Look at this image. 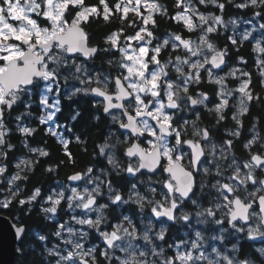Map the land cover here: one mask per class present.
<instances>
[{
  "label": "snow or ice",
  "instance_id": "obj_1",
  "mask_svg": "<svg viewBox=\"0 0 264 264\" xmlns=\"http://www.w3.org/2000/svg\"><path fill=\"white\" fill-rule=\"evenodd\" d=\"M196 3L211 4L221 11L225 9V4L218 3V0H196ZM228 3H232V0H228ZM99 5L103 6L102 9L87 4L86 0H0V147L6 146L8 149L12 147L5 140L7 135L5 119L11 117L14 107L23 106L28 110L16 116V120H20L21 116H31L33 101L30 97L34 90L42 88L39 105L44 114L36 117L41 125L53 122L56 114L61 111L62 91L65 93V99L69 101L78 95L103 98L96 100V105H102L103 112L110 115L114 122L119 121L120 128L128 130L131 137L147 144L144 148L140 143H132L127 148L125 154L128 157L138 155L139 162L136 166L130 163L126 171L135 175L140 169L147 167L151 171L153 166L159 165L163 172L169 174V179L162 182L163 187L167 189L163 193L164 200L154 202L151 213L158 220L166 217L168 221L180 220L190 224L191 213L182 212L179 216L176 213L187 202L197 208L201 206V199L195 198L196 189L199 187L203 194L205 187L203 179L200 178L201 167L206 162L201 159L205 156V149L200 141H210L211 130L207 127L199 129L193 122V130L190 134L198 139L184 138L189 134L186 127L188 121L183 120L182 131L181 126H178L181 125L182 118H177L176 113L182 110V104L205 105L209 100L205 93H199L198 98H193L188 94L189 86L200 84L202 73H206L209 83L219 86L215 92L218 103L214 108L209 109V112L216 114L217 123L225 119L233 93H239V113L232 118L241 128L243 125L239 116L249 111L248 102L259 101L261 97L254 95L250 89L252 80L248 72L235 68L226 76H216L214 73V69H221L222 65L226 66L225 57L228 56L229 51L227 47L223 50L218 49L210 37V34L218 32L217 25L224 24L221 16L205 15L193 5L192 0H175V7L180 10L171 16L168 15L167 8L158 0H117L112 7L107 0H99ZM236 7L259 8V11H254V16L264 20V0H248L246 3L237 4ZM130 13L139 17L140 22L137 23L131 18ZM157 14L182 24L187 33L199 32L197 39L194 41L181 34H170L162 43L157 41L153 44V30H150L149 26L151 25V29L156 28ZM101 15L106 22L114 16L120 19L122 24L127 22L126 27L133 29L134 34L125 35V28L122 27L105 38L103 43L107 47H90L88 35L82 25L89 23L90 17L99 18ZM232 23L235 24V21ZM258 28L260 35L264 37V23H260ZM255 31L256 28H253L239 37L228 36L226 40L238 50L244 42L255 39L253 35ZM133 41L136 42L135 46L132 44ZM169 48L173 55L183 49V57L174 55L173 59L170 55L169 59L162 63L161 54ZM254 50L260 54L258 65L264 68V43L257 41ZM77 53L78 56L75 55ZM100 53L119 54L117 60H107L111 70L106 73L97 72L93 76L84 68L83 61L77 63L81 57L85 60L92 59ZM240 63H246L242 57ZM169 65H173L177 74L175 79L169 74ZM81 73L82 75H78ZM237 73L246 79L240 80L237 88L229 89V78L239 79ZM260 76L264 81V71H261ZM69 78L82 87L73 84L71 90L67 87L62 88L61 81L67 85ZM54 91L55 96L52 97V103H49ZM112 110H118L119 115L114 114ZM79 115L80 112L74 110L70 120L75 121ZM123 118H126V122ZM19 130L29 136L36 131L30 127H22ZM65 130L72 131L66 125ZM47 132L58 138L64 147L65 155L71 160L72 154L67 151L69 141L51 127ZM230 135L234 138L239 137L240 131H234ZM75 140L77 143L83 142L79 135ZM256 142L257 139L254 137L244 147L251 150ZM185 145L190 148V152L184 151ZM232 146L233 139L223 142L220 148L221 159H229L226 153ZM108 147L109 145L105 143L100 147V153L104 154ZM260 147L264 148V144ZM30 150L38 152L40 156L49 155L44 150ZM215 152L216 145L212 144L211 154L215 156ZM3 155L6 153L0 151V156ZM185 155L189 156L190 170H186L179 163ZM162 159L167 161L166 165L161 164ZM109 162L113 163L111 157ZM22 163L31 162L22 161ZM16 167L19 168L20 165ZM225 167L231 169L232 174L226 175V172L220 171L217 165L215 173L217 179L211 185V188L215 189V203L211 207L204 208L203 211L196 212L195 215L205 217L204 220L199 221L200 223L221 226L222 232L228 231L223 228L225 223L236 232H243L244 225L255 219L257 226L249 227L247 236L264 237L262 230L264 229V179L257 175V170L264 172V156L250 152L249 159L239 163L233 155ZM47 171L51 172L52 169L49 168ZM209 171L208 167H203V174L206 175ZM5 172L6 167L0 166V175ZM92 172L93 168L88 167L84 174L77 172L69 176L68 180L81 181L85 175ZM24 179L27 177H21L17 173L8 183L12 185L15 181ZM221 180L224 182L222 183ZM88 182H92L90 177ZM18 187L17 185L16 188H9L13 199L18 195ZM152 191L154 193L155 189ZM70 193L66 196L65 191H59L47 196L46 202L51 206L44 207L42 212L55 216L64 201L67 202L68 209L73 212L80 209V215H73L71 220L77 225H86L88 229L94 230L102 241L103 248L95 243L88 246L86 238L89 237V232L78 231L67 222L60 223L52 235L60 238L63 246L61 247L58 241L53 248L48 249L49 256L55 258V264H201V262L250 264L247 260L236 261L230 255L222 254L216 247H212L211 253H208L204 247V236L201 231H194V238L180 239L179 242L169 244L168 251L171 255H168L163 244L155 242L157 240L167 242L166 229L161 228L153 238L150 228H145L141 235L137 225L128 215H123L122 219L116 217L114 224L107 221L104 209L108 208L109 204L96 206L97 198L102 195L99 185L91 190L84 187L83 191L72 187ZM108 193L112 205L119 206L120 203L128 202L113 191L110 182ZM40 195V189L37 188L27 200L20 199L18 203L20 206L32 204ZM143 201L144 197L137 194L136 203L141 209L144 207ZM11 204L12 199L6 198L0 202V208L6 209ZM93 211L98 213L95 219L88 215ZM221 212L222 216H220ZM237 222L241 223L240 227H237ZM13 227L16 238L23 243L22 236L25 229L15 225ZM65 232L67 238H64ZM39 239L47 238L39 236ZM211 239L223 241L224 236H213ZM233 250H236L235 245ZM17 251L22 253L23 248H18ZM259 251L264 256V249Z\"/></svg>",
  "mask_w": 264,
  "mask_h": 264
},
{
  "label": "flooded vegetation",
  "instance_id": "obj_2",
  "mask_svg": "<svg viewBox=\"0 0 264 264\" xmlns=\"http://www.w3.org/2000/svg\"><path fill=\"white\" fill-rule=\"evenodd\" d=\"M195 3V6L203 12L205 15H218L221 16L224 24L223 25H217L218 32L210 34V37L212 39V42L216 45V47L220 50H223L225 47L229 49L228 56L225 57L226 59V66L222 65L221 69H214V73L216 76H226L228 72L232 69L238 68L242 72H248L251 76L252 84L250 85V89L253 91L254 95H258L261 97L259 101H252L248 102L249 111L243 115L239 116L240 121L242 122L243 127H239L237 125L236 121L233 120V115H236L239 113V100H240V94L239 93H233V96L229 100V108L226 110L225 113V119L223 121H219L217 123V116L214 112H209V109H212L215 107V104L218 103V97L215 95V92L218 90L219 86L215 85L213 83L208 82V78L206 73H202V79L200 84H192L189 86V95H192L193 98H198L199 93H205L209 97V100L205 102V105H196L192 106L190 103L187 104V106H184L182 104V110L176 113L177 118L181 119V126L182 131L184 130L183 127V120H187V132L188 135H185V139H198L196 137L191 136V132L193 130V122L197 125L199 129L203 128H209L210 131V141L204 142L200 141L202 146L205 149V156L202 157V160H205L206 162L201 167V177L204 181L205 187L203 190V194L201 193V190L199 187L196 189V197L197 199H201V206L197 208L196 206L192 205L190 202H187L184 207L181 210L177 211V215L179 216L182 212H185V210L190 211L191 214H195L198 211L204 210V204L206 200L209 198L211 200L215 199V189L211 188V185L216 182L217 177L215 176V173L217 171V162L220 158V148L223 145V142L228 139H233V146L232 148L227 150L228 155V162L231 160V157L234 155L239 163H243L249 159L250 152L251 154L259 153L262 156H264V148H261L260 145L264 144V134L261 128V120L260 117L264 114V81H262L260 73L261 71H264V68H261L257 60L260 58V54L254 50L255 43L257 41H261L264 43V37H262L258 33H254L255 36L254 40L246 41L244 42L239 49L237 50L236 46H233L226 40V37L228 36H241L245 31H241L245 29V25L247 24L246 21L243 24H239V21L237 20H248L250 16L254 14V11H258L257 9H253L251 7L249 8H237L236 5L243 3V0H232V3H228V0H218V3H224L225 9L223 11L219 10L214 5H199L196 3V0H193ZM109 6L112 7L115 3H117V0L108 1ZM159 3L163 4L161 0H158ZM164 5V4H163ZM99 8L102 9V5H96ZM167 8L168 15H174L177 11L180 9L171 8L167 5H164ZM260 10V9H259ZM131 18L135 19L137 23H139V17H135L132 13L129 14ZM158 17L165 18L167 21V16H160L157 14V20ZM95 17H90V21L93 20ZM100 18L103 20L102 15ZM118 21V29L125 27L127 22L121 23L120 19L117 17H110L111 21L114 19ZM96 19V18H95ZM260 20V19H259ZM174 21V20H173ZM235 21V24L232 22ZM264 22V20H260L259 24ZM88 24V23H87ZM82 25V27L85 29V25ZM174 24L178 25L177 28L180 26L179 29H172L167 28L165 32L161 34V36L156 35V31L154 29H151V25L149 26L150 30H153V44H155L157 41L161 42L168 38L170 34H181L185 36L186 38H191L192 40H196L197 36L199 35V32L196 33H187L184 29L182 24H178L176 21H174ZM239 26V27H237ZM118 29L114 30L117 31ZM113 31V32H114ZM87 32V31H86ZM88 34V33H87ZM134 31H131L130 28L125 29V35H133ZM88 38H90L88 34ZM123 40V37L121 38ZM104 42V41H103ZM133 41L132 43H134ZM136 43V42H135ZM89 46H102L107 47L103 43V45H91L89 40ZM181 50L176 52L174 55H181ZM101 56L98 54L92 59L85 60L83 57L80 59L83 60L84 64L87 65L89 68V72L92 73L93 76L96 75L97 72H107L111 70V66L107 64L108 59L117 60L119 58V54L116 53L113 55L112 53L104 54L100 53ZM79 54H77L78 56ZM172 55L174 59V55L172 54L171 49H167L165 53L161 54V60H168L169 56ZM243 58V60L246 63H240V58ZM115 75V73H113ZM177 75H173L174 78H176ZM237 76L239 79H233L229 78L228 81V87L229 89L237 88L239 86L240 80L246 79V77L240 76V73H237ZM70 84L72 82L70 81ZM64 87H66L65 84H63ZM95 86V85H93ZM62 87V88H64ZM80 87V86H79ZM68 90H71L69 88ZM103 98L93 97L92 95H78L77 97L73 98V100L69 101L65 99V93L64 91L60 94V107L61 111L56 114L54 117L53 122H49L48 124L41 125L38 123V120L36 117L44 114L41 110V106L39 103L33 104L31 108V116H21L20 120H16V116L20 115L21 113L26 112V108L23 106L20 107H14V110L11 112V117H6L5 124L7 135L5 136V140L8 144L10 143V134L12 132L13 128L20 129L21 125H25L26 127L34 128L36 131L30 135L33 136L37 131H42L44 134V142L37 141L36 144L33 142L30 143L28 140L29 135H26L27 140V146L26 151L23 155V157H26L28 159L33 160L34 158H45L51 154V148L48 144L49 139H53L55 143L60 145L61 152L65 154V150L63 145L59 142L58 138L56 136H52L48 134L47 130L49 127L52 129L54 127L57 133H60L63 135V138L65 140H68V149L72 154L71 159L74 161V149L80 147V149H83V152L86 153H92L91 149H87V141L90 139L89 136H83L82 131H80L79 126L77 124L79 118L82 115L83 110L81 109L82 102L88 103V105L94 107L95 110L93 115L95 119L101 120L103 128V138L97 145V151L94 155L95 160L97 161L94 164H88L86 166H82L81 169H78V171L72 173L75 174L77 172L84 174L86 172V169L88 167L93 168V172L88 175L96 174L100 177L101 183H105L106 185L111 183V185L116 189V191H119L122 193V188L124 187L122 185V181L128 180V195H125V197H128L132 192L140 193L142 197H144V207L141 209L140 205L136 203V200L129 201V205H125L123 207V212L133 215L135 219L138 218L139 215V209L140 213L142 211L148 212L150 211V207L154 206V202L164 200L163 193L167 191L166 188L163 187L162 182L169 179V174L167 172H163L161 167L159 165L153 166V170L143 169L139 172H137L135 175L129 174L126 169L131 163L133 166H136L139 162V156L134 157H128L125 153L127 151V148L131 146L132 143H140L141 147L146 148L147 144L142 143L141 141H137L134 137H131V134L128 132V130L121 129L119 126V121H113L111 116L108 114H105L103 112V106L102 105H96V100H102ZM115 102V101H114ZM70 105L72 108H67V105ZM95 105V106H94ZM34 106H36L34 108ZM74 110H78L80 112L79 117L75 121L70 120V116L73 114ZM114 114L119 115L118 110H112ZM197 116H199V119H197ZM264 116V115H263ZM124 122H126V118H123ZM65 125L72 129L71 132H68L65 130ZM240 131L239 137H232L230 134L234 131ZM19 132H21L19 130ZM22 133V132H21ZM123 133V134H122ZM24 134V133H22ZM79 135L81 137L82 143H77L75 140V137ZM254 137H256L257 142L254 144L251 148V150L246 149L244 145L252 140ZM144 138H141L143 140ZM29 141V142H28ZM174 143V141H172ZM105 143L109 145L108 148L105 149L104 154L100 153V147L103 146ZM216 145V155L213 156L211 154V145ZM89 147V145H88ZM30 149H39L44 150L49 153L47 156H40L38 152H32ZM10 149H8L6 146L0 147V151L6 153V155L3 156V158L7 157V153ZM185 152H190V148H188L187 145L184 146ZM112 158L113 163L109 162V158ZM99 159V160H97ZM216 159V162H215ZM166 160H161V164L166 165ZM182 164L186 170H190L188 168L189 163V156L185 155L184 159L179 162ZM33 164H29L28 169H30V166ZM227 163H225L223 166H219L220 171L226 172V175H231L232 170L226 169ZM203 167L209 168L208 174H203ZM247 171V170H244ZM258 177H264V172H261L257 170ZM87 176V175H85ZM2 176L0 175V188H1V194H0V202H3V187L4 183L1 181ZM81 181H77L76 183H81ZM221 182H224L221 180ZM57 186V184H56ZM135 186V187H133ZM152 189H155L156 193H153ZM135 195V194H134ZM133 195V196H134ZM207 196V198H206ZM135 197V196H134ZM98 203L108 202L107 197L99 196L97 198ZM149 201H153V203H149ZM146 204V205H145ZM115 208V205H112ZM111 206V207H112ZM134 206L136 210V214H133L130 210V208ZM110 207V206H109ZM9 208V207H8ZM6 208V209H8ZM4 209V208H0ZM117 217V216H116ZM119 217V216H118ZM110 221L109 223H116L115 217H109V214L107 216V219ZM159 221H164V229H166V243H172L174 240H180L184 238L183 231H185L188 227V225L183 224L182 221L177 220L175 222L168 221L166 217H162L160 220H158L157 223L160 224ZM254 220H250L246 225L244 226H250L251 223ZM196 224V223H195ZM237 225L241 226L240 222H237ZM160 228V226H159ZM162 228V227H161ZM264 230V229H262ZM236 242V241H235ZM235 247V258L236 261H244L247 260L250 262V264H264V256L261 255L260 251L261 249H264V237H261L257 235L255 238H248L247 233H243L241 237L237 240ZM250 246L251 248H247L246 246Z\"/></svg>",
  "mask_w": 264,
  "mask_h": 264
},
{
  "label": "trees",
  "instance_id": "obj_3",
  "mask_svg": "<svg viewBox=\"0 0 264 264\" xmlns=\"http://www.w3.org/2000/svg\"><path fill=\"white\" fill-rule=\"evenodd\" d=\"M161 2L168 7L175 8V0H161ZM86 3L89 5H99V0H86ZM118 26V21H116L115 18L108 22L102 20L100 17L96 19L94 18L87 24V26L85 25L86 31L90 36V44L103 45L105 38L114 30L118 29ZM177 26L178 25L174 24L173 20L167 21L164 17H158L157 26L154 30L156 31L157 36H161V34L165 32L168 27L172 29H179L180 26L178 28ZM124 28L127 29L126 25ZM131 31H133V29H131ZM99 55L101 56V54ZM66 105L67 108H72L70 105ZM35 107L36 106H34V108ZM93 108L94 107L88 105V103L82 102L81 109L83 112L77 122L83 136H89L90 138L87 141V149L90 148L92 153L83 152L84 150L80 149V147L74 149L75 160L73 163L72 159L70 160L68 156L61 152L60 145L55 143L53 139H49L48 144L51 148V154L41 159L34 158L33 165L30 166V169L24 168L21 171L19 175L21 177H27V179L18 181L19 194L15 199H12V204L8 209H0L2 214L11 217L17 224L24 225L26 227V233L22 239L23 243H20L19 245V248H23V252L18 253L15 264H49V259L53 258L49 256L48 247L54 240L57 239L54 235H52L57 227V221H54L51 216L43 213L38 204H35L36 206H33L32 204L20 206L18 201L20 199L27 200L37 188L40 189V196H42L56 187L57 182L68 181V177L71 176L72 173L78 171V169H81L82 166L97 162L94 155L97 151L98 143L104 136V126H102V122H100L101 120L97 121L95 119L93 115L95 108ZM263 115L260 117V120L261 128L264 134ZM9 137L12 147L8 151L7 157L3 158V160L9 168L8 173L13 174L18 171L16 165L26 151L27 140L26 135L19 132L17 128L12 129ZM28 140L30 143L33 142L34 144L40 140L44 142V134L42 131H37L33 136H29ZM49 168L52 169L51 172L47 171ZM122 185L124 186L122 188V193L124 195H128V180L124 179L122 181ZM64 208L65 203L63 202L59 209V215L62 219ZM130 210L133 214H136L134 206H132ZM108 214L109 217H118L114 206L108 209ZM111 221L109 218V222ZM39 236H45L47 239L40 240ZM246 247L251 248L248 245Z\"/></svg>",
  "mask_w": 264,
  "mask_h": 264
},
{
  "label": "rangeland",
  "instance_id": "obj_4",
  "mask_svg": "<svg viewBox=\"0 0 264 264\" xmlns=\"http://www.w3.org/2000/svg\"><path fill=\"white\" fill-rule=\"evenodd\" d=\"M246 2H248V0H243V3H246ZM192 3L195 6V3H194L193 0H192ZM257 10L259 11V8H257ZM238 21H239V24H243L245 21L247 23L245 25V29L244 30H241L242 32L243 31H250L253 28H256V31L254 33L260 34V31H259V28H258V25H259V21L260 20H259V18L255 17L254 14L252 16H250L248 20H239L238 19L237 22ZM262 23H264V22H262ZM237 27H239V26H237ZM132 44H133V46H135L136 43L134 42ZM180 50L182 51L181 52V56L183 57L184 51H183V49H180ZM162 53H165V52H162ZM81 61H83V60H81V59L80 60H77V63H80ZM165 61H167V60L165 59ZM165 61L164 60H161L162 63L165 62ZM84 68L89 72V68L87 67L86 64H84ZM168 70H169L170 76L173 77V75H177L174 72L173 65H169V69ZM78 75H82V73L81 74H78ZM70 81L72 82V84H70ZM63 84H64V82L61 81V86L62 87H64ZM73 84H76V86H78V87L79 86L82 87L81 85L78 84V82L72 80L71 78H69V80L67 81L66 87L69 89V88H71V86ZM40 91H42V88L40 90H34L32 92V95H31L30 98H31L32 101L36 100V101L33 102L34 105L37 104V103H39ZM53 96H55V91L51 94L50 99H49V103H52V97ZM26 111H28V110L26 109ZM22 127H26V124L25 125H21V127H19V128H22ZM55 128L56 127H54L53 130H55ZM215 155H216V153H215ZM3 156H0V166L6 167V172L1 175L2 176L1 181L5 184L4 187H3V192H4L3 199L4 200L6 198L7 199H13L11 197L10 193H9V188L10 187L11 188H16L17 185L19 186V183H18L19 180L18 181H15L12 185H9L8 181H10L11 178H12V176L16 175L17 173L20 174L21 171L24 168H28L29 167V164H33V160L28 159L26 157H22L18 161V163H17V165L18 164L20 165V167L18 168V171L16 173L9 174L8 173L9 168L4 163ZM22 161H29L31 163L25 164V163H22ZM215 162H216V159H215ZM225 163L228 164L229 162L227 160L221 159V156H220V158H219V160L217 162V165L218 166H223ZM89 177L92 180L91 183L88 182ZM259 178L264 179V177H259ZM97 185H99L100 188H101V193H102L101 196L108 198V195H109V193H108V185H106L105 183H101L100 177L97 176L96 174H93L92 176L91 175L85 176L84 179H82V182L81 183L71 182L70 180H68V181H62V182H57V186L56 187H54L51 191L46 192L44 195L38 197L37 198V201L36 202H33L32 205L33 206H36L35 204H38V206H40L41 207V210H42L44 207L51 206L49 203L46 202L47 196L54 195L55 192L65 191V195L68 196V195L71 194L70 193V189L72 187H76L79 191H83L84 187H88L91 190L92 188H95ZM112 189H113V191L115 193L120 194L124 200L128 201L127 203H120L119 206L115 205V209H116L117 215L121 219H122V216L123 215H128L133 220V222L137 225V227L139 229V233L141 235L143 234V231L145 230V228H150L151 229V233L150 234L154 238L155 237V233L159 232L160 229H161V227L162 228L165 227L163 223H160V224L157 223L158 222V219L151 213V207H150V211L148 210V212H146L147 208H146L145 211H142V213H140V209H139V215H138V218L137 219H135L133 215H129V214L123 212V207L125 205H129V203H130L129 201H133L134 199L137 200V194H139V196H142L141 195V192L140 193L132 192L128 197H125V195L123 193H121L119 191H116V189L113 186H112ZM154 193H156V191ZM18 194H19V191H18ZM144 202L145 201H143V203ZM161 202H163V200H161ZM64 203H65V208L63 210V219L59 215V209H60V207L58 208L57 214L55 216H53L52 214H47V215L51 216L54 221H57V226L60 223H66L67 222L68 225L72 226L74 229H76L78 231H87V232H89L90 235H89V237L86 238V243L88 244V246H91L93 243H95L96 245H99L101 248H103L102 241L98 238V236L94 232V230L88 229V227L86 225H84V226L77 225V224H75L74 221L71 220V217L73 215L79 216L80 213H81V210L80 209H76L75 212H73L72 210L68 209L67 202L64 201ZM214 203H215V199L211 200V199L208 198L206 200L205 204H204V208L211 207ZM100 204H109L110 207L112 206V204L110 203V201L103 202V203H100ZM100 204H97L96 206H99ZM96 206H94V207H96ZM110 207L104 209V215L106 217L108 216V209ZM185 212L191 213L188 210L187 211L185 210ZM88 215H89L90 218L95 219L96 216L98 215V213H96V212L93 211V212L88 213ZM222 215H223V213L221 212L220 213V216H222ZM161 218H159V220ZM204 219H205V217H197L195 214H192V218H191V223L190 224L188 222L182 221L183 224L188 225L187 226L188 228L185 231H183V235H184V238L183 239L194 238V231H201L202 232V235L204 236V241H203L204 247H205V249L207 250L208 253H211V248L212 247H216L222 254L230 255L235 260H236V258H235L236 256H235V250H233V246L235 245V247H236L237 240L241 237V235L243 233H245V232L247 233V229L249 227L255 228L257 226V221L255 219H253L254 221L251 223L250 226H247V227L244 226V229L245 230L243 232H239L238 233L234 229H232L227 223H225L223 225V228L224 229H227L228 231L222 232L221 231V226H219V225L204 224V223H200L199 222V221L204 220ZM207 219L208 220H211V218H207ZM107 221L109 222L108 219H107ZM159 226H160V228H159ZM237 227H240V225H237ZM213 229H215V230H213ZM108 230L110 231L111 229H108ZM63 235H64V238H67V233L66 232ZM221 235L224 236L223 241H221L219 239H216V240L211 239V237H213V236L219 237ZM58 241H60V238H57L56 240H54L52 242V244L48 247V249L53 248V246L56 245L58 243ZM155 242L157 244H163V246L165 248V251H166V254L171 255V252L168 251V245H169V243H165V242L158 241V240L155 241ZM173 242H179V240H177V241L174 240ZM141 243L143 244V241H141ZM60 246L61 247L63 246L62 245V241H60ZM117 255H122V254L121 253H117ZM212 255L214 256L215 254L213 253ZM149 259L151 260L152 257L150 256ZM49 264H55V258H52V259L50 258L49 259ZM201 264H205V262H201Z\"/></svg>",
  "mask_w": 264,
  "mask_h": 264
},
{
  "label": "water",
  "instance_id": "obj_5",
  "mask_svg": "<svg viewBox=\"0 0 264 264\" xmlns=\"http://www.w3.org/2000/svg\"><path fill=\"white\" fill-rule=\"evenodd\" d=\"M143 169L149 170V168L147 167ZM143 169H140V171ZM71 182H77V181H71ZM0 194H1V188H0ZM13 225H15L16 227H23L26 233V227L24 225L17 224L11 217L2 214L0 212V264H15L16 257L19 253L17 249L19 248L21 240H18L16 238ZM25 233L23 234L22 239L24 238Z\"/></svg>",
  "mask_w": 264,
  "mask_h": 264
}]
</instances>
